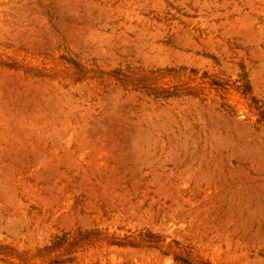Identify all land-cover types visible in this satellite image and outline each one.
I'll use <instances>...</instances> for the list:
<instances>
[{
	"label": "rangeland",
	"instance_id": "obj_1",
	"mask_svg": "<svg viewBox=\"0 0 264 264\" xmlns=\"http://www.w3.org/2000/svg\"><path fill=\"white\" fill-rule=\"evenodd\" d=\"M0 264H264V0H0Z\"/></svg>",
	"mask_w": 264,
	"mask_h": 264
}]
</instances>
